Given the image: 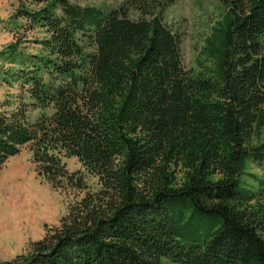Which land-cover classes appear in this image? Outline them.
Wrapping results in <instances>:
<instances>
[{
  "label": "trees",
  "instance_id": "1",
  "mask_svg": "<svg viewBox=\"0 0 264 264\" xmlns=\"http://www.w3.org/2000/svg\"><path fill=\"white\" fill-rule=\"evenodd\" d=\"M85 1L11 15L45 37L0 49V167L27 147L54 188H88L64 158L99 188L0 264H264V0H219L199 72L162 21L175 0Z\"/></svg>",
  "mask_w": 264,
  "mask_h": 264
},
{
  "label": "rangeland",
  "instance_id": "2",
  "mask_svg": "<svg viewBox=\"0 0 264 264\" xmlns=\"http://www.w3.org/2000/svg\"><path fill=\"white\" fill-rule=\"evenodd\" d=\"M127 0H88L86 4L101 6L104 10L123 5ZM35 8L34 0H0V49L21 42L27 52L39 49L36 42L45 37L43 31L28 29L22 19L13 23L11 15L16 11ZM225 9L219 0H175L162 11V21L179 37L183 66L199 72L212 64L202 53L205 39L213 27L219 29ZM36 41V42H35ZM14 88L0 85V101ZM35 114H31L33 119ZM261 140L264 141V128ZM69 173L80 170L88 188L58 189L34 169L31 153L24 147L0 167V261L12 260L26 253L33 242L41 240L47 231L59 225L67 209L86 192L99 188L98 179L88 174L76 158H64ZM247 171L260 174V170L248 165ZM164 264H167L164 261Z\"/></svg>",
  "mask_w": 264,
  "mask_h": 264
}]
</instances>
